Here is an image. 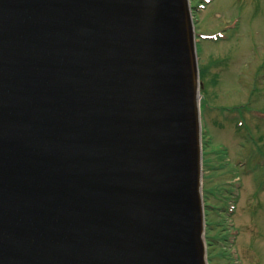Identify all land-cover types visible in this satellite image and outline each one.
<instances>
[{
	"label": "water",
	"instance_id": "obj_1",
	"mask_svg": "<svg viewBox=\"0 0 264 264\" xmlns=\"http://www.w3.org/2000/svg\"><path fill=\"white\" fill-rule=\"evenodd\" d=\"M189 0H0V264H209Z\"/></svg>",
	"mask_w": 264,
	"mask_h": 264
},
{
	"label": "rangeland",
	"instance_id": "obj_2",
	"mask_svg": "<svg viewBox=\"0 0 264 264\" xmlns=\"http://www.w3.org/2000/svg\"><path fill=\"white\" fill-rule=\"evenodd\" d=\"M196 20L201 32L223 34L204 43L201 63L218 60L206 93H218L210 94L216 104L251 101L255 109L254 116H245L254 140L239 133L244 129L236 126V117L227 127L210 125V163L221 168L209 172L207 166L205 171L208 201L217 206L207 219V238L214 243L209 246L210 262L264 264V121L259 119L264 109V0H208ZM220 141L229 147L226 154L216 146Z\"/></svg>",
	"mask_w": 264,
	"mask_h": 264
},
{
	"label": "flooded vegetation",
	"instance_id": "obj_3",
	"mask_svg": "<svg viewBox=\"0 0 264 264\" xmlns=\"http://www.w3.org/2000/svg\"><path fill=\"white\" fill-rule=\"evenodd\" d=\"M216 65H217V61L212 59L210 61H207L204 64V68L202 69L203 121H204L205 135L206 138L208 139L207 148H206L207 150L206 153L208 155L207 156L208 158L211 154L209 148L210 146L209 140L213 138L211 133L212 128L210 125H214L215 127H223L226 126L224 125L226 122L234 121V109L231 110L227 105L224 104L214 103V101L210 97V94L214 97H218V93L216 91L210 90L209 95L206 93V84H208V87H210V83L213 82L215 79V76L212 74L213 72L212 69ZM228 110H231V115H229ZM250 127H251L250 125H245L244 131L245 129L246 131L245 132L243 130L239 131V133L242 134L243 138L249 139L252 137V129ZM232 135L234 137V128L232 129ZM219 147L223 149L224 154L227 153L229 148L226 143L221 141L219 142Z\"/></svg>",
	"mask_w": 264,
	"mask_h": 264
}]
</instances>
